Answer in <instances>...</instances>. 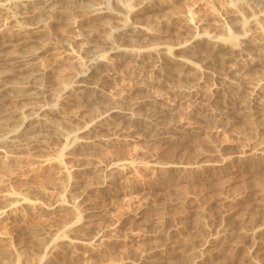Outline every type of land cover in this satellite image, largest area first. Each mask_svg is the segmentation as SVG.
<instances>
[{
  "label": "rangeland",
  "instance_id": "374dc122",
  "mask_svg": "<svg viewBox=\"0 0 264 264\" xmlns=\"http://www.w3.org/2000/svg\"><path fill=\"white\" fill-rule=\"evenodd\" d=\"M83 1L0 14V264H264V0Z\"/></svg>",
  "mask_w": 264,
  "mask_h": 264
},
{
  "label": "bare ground",
  "instance_id": "6f19581e",
  "mask_svg": "<svg viewBox=\"0 0 264 264\" xmlns=\"http://www.w3.org/2000/svg\"><path fill=\"white\" fill-rule=\"evenodd\" d=\"M65 1L66 2H72V4L73 3L74 4H76V3L83 4L82 2H85L83 0L82 1L81 0H0V14L1 13L2 14L3 13L5 14V13L9 12L10 13V16H11V22L12 21L19 22V18L21 17L20 14H19L20 11H22V9L27 8L30 5H35V4L41 3V5H42L41 6L42 7V12L41 13H43V12L44 13H46V12L48 13L49 11H51V8H53L57 4H60V3L65 2ZM92 1H93V6L92 7H94V11H96V13H98V14L99 13L100 14L101 13H105V14L107 13L106 11L102 10L103 8L102 9H99L101 7H99L97 4H96L97 6H95L94 5V0H92ZM112 1L114 3H116L117 5L120 6V8H121L120 10H123V11H125L127 13H130L131 12V6H130L131 3L128 4L126 2V0L124 2H123V0H111V2ZM88 2H89V0H88ZM86 3H87V1H86ZM100 4H101V2H100ZM91 5H92V3H91ZM87 7H88V5H87ZM83 10H84V8H83ZM129 15H131V14H129ZM18 26H19L18 28H22V25H18ZM4 27L6 29H7V27L9 28L8 25L7 26H4ZM119 30H120L119 27H116V28L113 29V31L115 32V34H117V37H119L118 36ZM0 31H1V28H0ZM7 31H10V29L7 30ZM146 31L147 30H145V32ZM145 32H144V34H145ZM127 34H129V37H127L128 35L126 36L125 33H124V35L127 37V38L125 37L126 38L125 40L126 41L129 40V41H132L133 42V40H134V36L133 35H135V33L134 32H131V33L128 32ZM226 41H228V40H226ZM235 42H237V41H235ZM111 43H113V42H111ZM224 44L226 45V49H227V52L225 54H227V53H233L239 47L238 46V43H234V42H231V43L224 42ZM2 45H5V44H4V42H2L0 40V49L2 48ZM110 45H111L110 46V49H114L115 46H113L112 44H110ZM8 55H9V53H8ZM26 57L27 58H24V57L16 56L15 55V56H12L11 58H7V59L8 60L10 59V62H12L14 64H18L19 65V63H20V65H21V63H23L25 60H29V58H28L29 56H26ZM30 60H31V58H30ZM10 62H7V63H10ZM26 63H27V61H26ZM28 63L26 64L27 66L24 67L26 73H24V72L23 73L25 74V76L27 75V80L30 81L32 79V74L34 73L33 67L35 68V66L31 67V65H28ZM31 69H33V70L31 71ZM29 70H30V72H29ZM35 70H36V68H35ZM90 71H92L91 68H89L88 73ZM43 72L39 71L37 73H43ZM85 74L86 73H84V75ZM82 75H80V76H82ZM5 83H6V81H5ZM262 88H263L262 91L264 92V87H262ZM259 90H261V87H260V89L258 87H256L253 91L250 92L249 97H250L251 100L256 99V97L258 95H261L260 92H259ZM35 91H36L35 93H37L38 96L45 97L48 94V92L45 90V88L44 89L38 88V90H35ZM189 92L191 94H193V92H191V90ZM196 94H197L198 98L202 97V95L201 94H198V92ZM251 102H253V101H251ZM19 110H18V108L15 107V103L14 102L3 101V99L0 98V155H1V153L6 154V153H9V152H14V151L19 150V149H23V147H22L23 145H26L27 146L28 143H31L34 140V137L31 134L37 129V127L39 125V123H37V122H40V124L45 125V123H41V122H43L42 119H45L46 113H48V111H50V110L53 111L54 109L48 108V107H46L44 105H40V106H37V107H35V106L32 107L29 110L28 113L21 112ZM18 115H21L22 118L16 124V123H14L16 121L15 120V117L18 116ZM46 126H48V124ZM15 199H16L15 201L17 202L18 199L16 197H15ZM22 201H24V199ZM18 202H20V201H18ZM13 203H15L14 200L11 203H9L7 206H10ZM24 203H25V201H24ZM20 204H21V202H20Z\"/></svg>",
  "mask_w": 264,
  "mask_h": 264
}]
</instances>
